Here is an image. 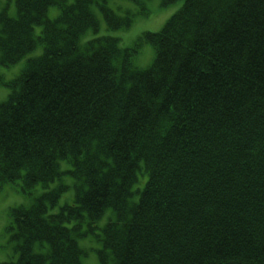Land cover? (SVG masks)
Listing matches in <instances>:
<instances>
[{"label":"trees","instance_id":"obj_1","mask_svg":"<svg viewBox=\"0 0 264 264\" xmlns=\"http://www.w3.org/2000/svg\"><path fill=\"white\" fill-rule=\"evenodd\" d=\"M107 1L0 10V66L42 48L0 74V181L32 194L62 178V159L75 179L56 212L63 183L10 208L20 256L0 264H82L89 234L107 264H264V0H183L129 47L109 32L132 12ZM143 42L155 46L147 68L133 61Z\"/></svg>","mask_w":264,"mask_h":264},{"label":"rangeland","instance_id":"obj_2","mask_svg":"<svg viewBox=\"0 0 264 264\" xmlns=\"http://www.w3.org/2000/svg\"><path fill=\"white\" fill-rule=\"evenodd\" d=\"M183 0H179L167 6H163L160 0H109L111 5L119 15H124L127 11H131L133 15V22L129 27L118 28L109 33L118 36L121 39V44L124 47L133 46L138 38L146 31H159L167 21V19L175 13L182 5ZM8 7L11 15H16V0H0V10L2 7ZM101 20V28L98 35L108 33L106 21L103 14L97 10ZM58 14L57 8H51L50 16L55 17ZM40 26H36L35 30L38 33ZM94 36L93 31L89 30L84 39H89ZM140 52L134 57V63L138 67L147 68L153 61L154 48L149 42H143ZM42 48L27 54L20 61L9 67L0 66V74L6 79H11L16 76L24 66L27 58L37 56L41 53ZM10 88L8 86L0 85V102L5 100ZM61 169L63 171L62 178H58L50 183L48 188H44L42 184H38L33 190L32 194H26L21 191L17 183H3L0 181V262L17 259L19 252L16 249V242L11 240L10 234L6 232V225L9 222L10 208L18 205H30L36 197L51 188L57 187L59 184H65L64 191L56 204H50L49 213L56 212L61 206L68 202H72L75 198L74 176L71 173L72 165L66 159L61 160ZM145 176L142 177L141 185L144 186ZM136 186H139L137 184ZM141 186L140 188H142ZM138 194L134 199L138 198ZM114 217V212L109 208L102 218L98 221L97 232L101 233L102 227L107 221ZM73 222H70L71 226ZM80 245L85 249L86 253L82 256V264H107L102 263L98 256V250L102 248V243L92 234L86 237L78 238Z\"/></svg>","mask_w":264,"mask_h":264},{"label":"bare ground","instance_id":"obj_3","mask_svg":"<svg viewBox=\"0 0 264 264\" xmlns=\"http://www.w3.org/2000/svg\"><path fill=\"white\" fill-rule=\"evenodd\" d=\"M180 43V42H179ZM143 44V43H142ZM141 44V45H142ZM181 44V43H180ZM152 46H153V48H154V52H155V46L153 45V44H151ZM139 48H138V50H137V52H136V55L140 52V50H141V48L143 47V46H138ZM135 55V56H136Z\"/></svg>","mask_w":264,"mask_h":264}]
</instances>
